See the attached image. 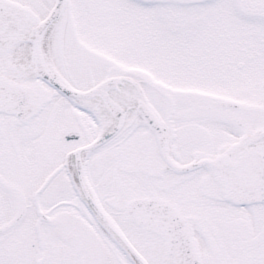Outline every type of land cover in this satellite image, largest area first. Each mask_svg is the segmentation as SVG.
I'll list each match as a JSON object with an SVG mask.
<instances>
[{"label":"snow or ice","instance_id":"6c2138e0","mask_svg":"<svg viewBox=\"0 0 264 264\" xmlns=\"http://www.w3.org/2000/svg\"><path fill=\"white\" fill-rule=\"evenodd\" d=\"M0 264H264V0H0Z\"/></svg>","mask_w":264,"mask_h":264}]
</instances>
